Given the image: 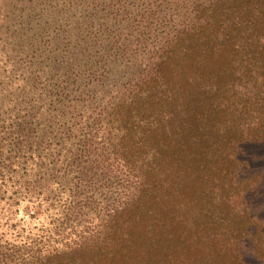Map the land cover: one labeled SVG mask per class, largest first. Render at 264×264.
<instances>
[{
    "label": "trees",
    "instance_id": "16d2710c",
    "mask_svg": "<svg viewBox=\"0 0 264 264\" xmlns=\"http://www.w3.org/2000/svg\"><path fill=\"white\" fill-rule=\"evenodd\" d=\"M80 3L46 64L0 70V264H246L243 239L264 264L261 225L229 206L262 176L238 154L264 146V0ZM187 185L212 205L182 257Z\"/></svg>",
    "mask_w": 264,
    "mask_h": 264
},
{
    "label": "rangeland",
    "instance_id": "374dc122",
    "mask_svg": "<svg viewBox=\"0 0 264 264\" xmlns=\"http://www.w3.org/2000/svg\"><path fill=\"white\" fill-rule=\"evenodd\" d=\"M78 3L79 0H0V70L4 72L7 69L5 68L7 65L5 59H9L15 69H20L21 65L31 59L37 62L47 61V58L55 54L54 51L60 50L68 35L76 33L75 28L80 22L81 8L84 14V5L81 3L78 5ZM76 7L78 13L74 14ZM39 63L46 64L47 62L41 61ZM238 158L244 160L249 166L241 168V176L245 177L250 174V179L255 178L257 174L262 176L258 177V175V178H255V181H259L258 186L254 183L253 189L240 195L241 198L232 197L229 206L238 209L241 204L242 209L251 216V222L261 225V229L264 230V146L246 144L240 147ZM191 190L194 189L187 185L175 194L180 205L177 213L184 218L189 215L188 222L190 223H179L177 229L180 237L178 240L173 239L168 243L169 249L179 250L182 257L185 256L184 253H186L187 248L182 242L184 239L187 240L182 228L185 231V228H200L201 225L207 224L198 223V213L205 206L209 208L212 205H207L208 202L205 197L199 195L197 191ZM220 208L221 206L217 205L211 208L210 212L215 213ZM155 224L150 223L151 227L158 233ZM218 224L210 223V226L218 227ZM167 227L168 225L165 223L164 229ZM220 230L217 229V231ZM163 235L168 237L166 234ZM225 237L232 239L229 236ZM204 243H206L204 236L199 235L198 238H193L190 242L192 245L190 251L198 252ZM250 244L247 239L239 242L240 260L246 264H258L254 249ZM191 255L195 256V262L201 257L199 253Z\"/></svg>",
    "mask_w": 264,
    "mask_h": 264
}]
</instances>
